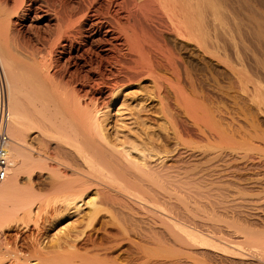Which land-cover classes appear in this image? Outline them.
<instances>
[{
	"label": "bare ground",
	"instance_id": "6f19581e",
	"mask_svg": "<svg viewBox=\"0 0 264 264\" xmlns=\"http://www.w3.org/2000/svg\"><path fill=\"white\" fill-rule=\"evenodd\" d=\"M27 1H0L11 138L8 175L0 183V264H137L153 246L160 257L179 262L197 256L204 261L212 246L235 264H264V182L246 173L260 153L239 146L241 128L226 137L215 111L196 99L207 96L194 92L188 60L197 52L209 68L226 58L247 67L249 75L228 60L222 73L234 99L239 87L264 107V80L263 88L257 80L264 76V0H41L25 18L49 24L48 37H39L43 50L11 42V18ZM80 64L95 77L80 76ZM144 80L152 87L137 97L146 103L129 114L135 132L110 133L102 116L105 96L113 103L123 88ZM3 102L0 83V111ZM149 112L164 115L175 147H166L147 126L150 118L143 114ZM180 116L192 121L202 145L185 140L191 134L178 125ZM226 148L236 153L239 195L227 205L234 206L235 222L227 234L205 215L208 204L225 201L210 197L220 192L214 184L225 169H217L215 160ZM66 217L73 224L61 227L51 243L41 239L47 220ZM120 249H130L126 262L115 254Z\"/></svg>",
	"mask_w": 264,
	"mask_h": 264
},
{
	"label": "rangeland",
	"instance_id": "374dc122",
	"mask_svg": "<svg viewBox=\"0 0 264 264\" xmlns=\"http://www.w3.org/2000/svg\"><path fill=\"white\" fill-rule=\"evenodd\" d=\"M0 1H4V0H0ZM9 1H10L9 2V6H12L13 5V0H9ZM40 1L41 0H28L27 1L28 3L26 5L27 7L26 6L24 7V10L20 13V15L18 14L17 16L15 15L14 17L11 18V24L12 25H10V27H9L10 28V30H9L10 31V37H11V39H13L12 41L10 39L11 42H13V43H19L20 42L19 43L20 45L26 44L28 47H29L28 44H30V46L32 45L33 47H35V49L43 50V48H44L43 47L44 46L43 44H45L46 42L44 40H42V39L44 38V36L45 37H48L46 30L48 29L49 24L46 23L47 21L44 18L35 19L33 21L30 20V18L29 19H26L25 18L26 17L25 15H28V12H29V11H26L28 9V7L37 6V3H39ZM65 2L70 3V4H76L78 2V0H65ZM36 11L38 12L39 10L37 9ZM21 14H24V15H21ZM33 16H34V13L31 14V18ZM39 37H42V39L39 38ZM39 41H41V42H39ZM23 46H25V45H23ZM27 46H25V47H27ZM25 47H23V48H25ZM188 60L190 61V65L192 67V72H193L192 79H193V83H194V92H196V93H198L200 95L201 94H203V95L205 94V96H207L206 97L207 100L206 99H203L202 97H197L196 99L198 101L199 100L200 101H203L204 100V103L207 104L213 110V112L215 111L213 115H215V118H216V121L218 122L219 127L221 126L220 129L224 132V134L226 135V137H231V135H232L231 132L233 131L232 128H235V129H240L241 128L240 131H239V133L241 131L243 133L241 132L239 134L238 132H236V135H235V139L237 140L238 144L241 142V144H239V146H242L245 149L246 148H248V149L250 148V150L246 149V150H248L249 153H253V154H255L257 152L260 153L259 155H258V153L254 155L256 157V158L254 157L255 158L254 161L256 162L255 165H254L255 167L252 166L251 168H249L250 166H248V168L246 170V173L247 174L254 173L255 176L257 175L256 177L260 178L261 182L262 181L264 182V177H263L264 176V167H263L264 166V164H263L264 163V110H263L264 107H262V108H261V106L259 108L257 107V103L261 99L259 100V98H256V96L254 98V101L251 100V97L250 96L247 98L245 92L242 91L243 89L241 90V88H239V87L236 88L237 89V92H239V94L236 92L235 93L236 94V98L234 99L233 94H232L234 92H233L232 89L229 88V83H228L227 76L224 75V73H222L224 67H227L228 68L227 61L229 60V58H226L225 59V64H221L222 62L220 61L221 63H219V61L217 60L218 61V62L216 61L217 62V66H210V68H209V66H207V64H206L205 61H202L201 59L198 58L197 52H192V54L188 57ZM59 63H60V66H61V67L60 66L59 67L62 68L63 61L61 59L59 60ZM228 63L231 64V65H233V66L236 65L235 63H232L231 60H229ZM237 66L239 67V69H238L239 72H240V69H241V72L243 73V71H244L245 75L247 73H248V75L251 74L248 71L249 69L247 67L244 66L245 69L243 68L242 64L239 63L235 67L237 68ZM78 68H79L78 69V73H79L80 76L87 75L88 71L86 70V68L84 66H82V64H80V66H78ZM246 68H247V70H246ZM74 69L76 70L75 67H72V66L70 67V71L71 70L73 71ZM88 74H90L91 76L95 77L93 73H88ZM240 77L246 78L242 74L240 75ZM5 80H6V76L4 74V71H3V68H2V64L0 62V81H1L0 83H1L2 92H3V96H4L3 106H5V91H6V86H5L6 85V81ZM242 80H243V83H245V80L244 79H242ZM257 80H260V81H258V85L261 88H263L264 86L262 87L261 82L264 80V76H262V78H259ZM195 81H197V82L195 83ZM262 84H264V83H262ZM251 85L252 84H250V85L248 84V86H250V88L253 87ZM244 86H246V84ZM151 87H152L151 82L148 81V80H144V81L137 82L136 84H134L132 86L130 85L127 88H123L120 91V93H119L120 94L119 95L120 97L115 102H113V103H111L109 94L107 95V97L105 96V99L102 98V99H104V102H106L105 104L108 105V106H106L105 104H103V107L105 109H103V114L104 115L102 114V116H103L104 120L106 121L105 123H109L107 125V129L109 130L110 133H112L114 135H119V133L122 131L120 133V135L127 136V135H129L130 131H131L130 134H132L133 132H135V129L136 128H135V126H133L134 124L131 123V122H133V120L131 119L132 116L129 115V114L131 112H133V113L136 112V110L138 108L137 105H138V103H140V101H141L142 105L144 103H146V102H144V100L142 101L140 98H141V95L144 93L143 92L144 89L145 88L146 89L147 88L150 89ZM225 90H226V92H225ZM260 95L261 94H258L257 97H259ZM138 96L140 98H137ZM222 96H223V98H222ZM209 99H210V102H209ZM248 100H250V101H248ZM211 101H213V102H211ZM250 102L252 104L254 103L256 106L254 104L251 105ZM220 104L223 106V108L221 107ZM151 105L152 106L155 105L156 108H159V104H157L156 102H153V104H151ZM212 106H213V108H212ZM215 108H217V109H215ZM216 112L220 113V115L218 113H216ZM232 112H234V113H232ZM236 112H238V113H236ZM0 113H1V111H0ZM242 115H243V117H242ZM143 116L144 117H147L148 116L150 118L149 123H147V126H149V128L150 127L153 128L156 131V133H157L156 136H160V139L159 140L161 141V143L163 142L162 144L166 145V147H172V148L176 146V141L174 139L170 138V136H172L171 133H170L171 132V129H169L170 128L169 127L170 125L165 121V118H163L164 117L163 114L158 113V112H149V113L143 114ZM249 116H251V117H249ZM239 117H241V118H239ZM177 118H178L177 119L178 125L180 127H182V128H187L190 131L191 136L185 135V137H184L185 140L188 141V142H193L192 143L193 146L202 145V142H199V140H198L199 138H198V135H197L196 127H194L195 125L192 124V121L190 119H188V117H186V116H182V117L180 116V117H177ZM238 118L241 119V120L238 121ZM245 121L246 122L248 121L247 122L248 124H246ZM234 123H236V124H234ZM231 125H233V127ZM247 125H249V126H247ZM234 126H236L237 128L234 127ZM132 129L134 130L133 132H132ZM119 130H120V132H119ZM251 131H253V132H251ZM247 133H248V135H247ZM161 134H162V136H161ZM164 136L165 137L167 136L169 139L167 137H166L167 139L166 138H164V139L161 138V137H164ZM249 136H251V137H249ZM236 137L237 138L239 137V138L237 139ZM240 138H243V139L240 140ZM250 138L253 141L250 140ZM161 139H163V140H161ZM207 147H209V145ZM252 147H254V149H255V150L253 149V152L251 151L252 150ZM172 148H169V149H172ZM241 151L242 150H240V152ZM261 151H262V153H261ZM231 152H232V150L230 148H226V150L222 153L223 156L221 155L222 157L220 156L217 160H215L216 161V163H215L216 166L214 165L215 167L218 166L217 169H219V170L220 169L221 170L222 169H225L226 172L224 170H222V171H220V174L223 173L226 176L225 175L224 176L221 175V177L223 176L221 178V180H218L214 184L215 186H219L220 192L217 193L218 195H214L216 197V199H215L214 196H211L210 199L212 200V202L214 200L217 201L220 198H221L220 199L221 201H223L222 199H225L224 204L223 203H220V201H218L217 203H215V205L213 207H211V205L208 204L207 206H209V207L207 208V213L205 214L207 216L211 215V216H209L210 218L206 216V220H208L206 222H208L209 224H216V225H217V222H219L218 224L220 225V228H221L222 232L225 233V234H227L228 231H233V229L235 228L234 227L235 226V222H234V219H233V211H232V209H233L234 206L227 207V205H231V204L234 205L236 203V201H238L236 199H238V197H239V195L237 193V185L235 184L236 183L235 182L236 181V177H235L236 176V173H235L236 172V165H235V163H236V153L235 152L234 153L233 152L231 153ZM249 161H251V160H249ZM228 166H230V168ZM227 170H229V172ZM228 173H229V175H228ZM227 187L229 189H227ZM222 189L224 190L223 192H225V193L229 191L226 194L227 195L230 194V195L227 196L225 193H222L221 192ZM219 195H220V197H219ZM210 199H209V202L211 201ZM227 200H229V201L230 200L231 201L233 200V202L230 201V203H229ZM215 206H216V208H215ZM210 207L213 209L214 214H212L213 212H212V209ZM83 209L86 210V207L83 206ZM224 209H226V210H224ZM220 210H221V213L222 214L221 213H218V211H220ZM215 215L218 216V217H216ZM74 217H75L74 219H76V217H78V216H74ZM74 219L73 218L66 217V218H63L61 221L56 222V223H50L47 220L46 223H45L46 225H45V227H44V229L42 231L43 234L41 236V239L42 238H45V242L47 241V243H51L50 241L53 238H55L56 235L59 233V229L61 227H64V226H70L71 224H73V220ZM33 228L34 227H32V229ZM9 231L10 230H7L6 232L8 233ZM10 232L11 233H14V231H10ZM146 245H148V244H146ZM148 246H152V245H148ZM155 247L156 246H153V249H150L149 250V251H151V255H150L151 257L150 256L148 257V259L150 261L147 258L143 257L137 264H140V263L141 264H144V260L147 261V262H145L146 264H192V263L193 264H196L197 263V260H198V263L197 264H235L233 258L231 259L232 261L230 259H228V260L223 259V257H221V254H218V253H221V251L217 247H212V246H209L208 247L207 251L209 253H207L208 255L205 256V258L203 259L204 261H202L200 258H197L198 257L197 256V257H193L195 260H193V258H191V259L187 258V261H185V262L184 261H180L179 262V261L174 260V259L173 260H170L172 258H170V257H168L166 255L160 257L159 252H157V249ZM124 248H129V247H128V245H125ZM121 249L120 250H117L115 252V254L116 255L119 254L118 256H119V260L120 261L126 262V260L129 258L128 254H130V252H129L130 249L128 251L121 250ZM152 251H154V253ZM155 254H157V255H155ZM152 257H153V259H150ZM166 257H167V259H166ZM159 258H164L166 260L163 259V261H162L161 259L159 260ZM158 261H159V263H158ZM176 261H177V263H176Z\"/></svg>",
	"mask_w": 264,
	"mask_h": 264
},
{
	"label": "built area",
	"instance_id": "2783aa9c",
	"mask_svg": "<svg viewBox=\"0 0 264 264\" xmlns=\"http://www.w3.org/2000/svg\"><path fill=\"white\" fill-rule=\"evenodd\" d=\"M9 114L5 106L0 113V183L7 178L9 162V143L11 138L8 133Z\"/></svg>",
	"mask_w": 264,
	"mask_h": 264
}]
</instances>
